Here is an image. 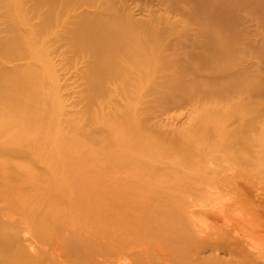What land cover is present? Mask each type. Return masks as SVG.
I'll list each match as a JSON object with an SVG mask.
<instances>
[{
	"label": "bare ground",
	"instance_id": "6f19581e",
	"mask_svg": "<svg viewBox=\"0 0 264 264\" xmlns=\"http://www.w3.org/2000/svg\"><path fill=\"white\" fill-rule=\"evenodd\" d=\"M0 264H264V0H0Z\"/></svg>",
	"mask_w": 264,
	"mask_h": 264
},
{
	"label": "rangeland",
	"instance_id": "374dc122",
	"mask_svg": "<svg viewBox=\"0 0 264 264\" xmlns=\"http://www.w3.org/2000/svg\"><path fill=\"white\" fill-rule=\"evenodd\" d=\"M71 257V256H70ZM73 258V257H72Z\"/></svg>",
	"mask_w": 264,
	"mask_h": 264
}]
</instances>
